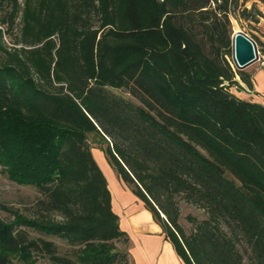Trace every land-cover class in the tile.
<instances>
[{"label":"trees","instance_id":"trees-1","mask_svg":"<svg viewBox=\"0 0 264 264\" xmlns=\"http://www.w3.org/2000/svg\"><path fill=\"white\" fill-rule=\"evenodd\" d=\"M250 1L0 0V163L43 196L0 216V264H130L91 133L186 264H264V104L231 91L254 86L232 58ZM177 196L206 212L190 233Z\"/></svg>","mask_w":264,"mask_h":264},{"label":"crops","instance_id":"crops-1","mask_svg":"<svg viewBox=\"0 0 264 264\" xmlns=\"http://www.w3.org/2000/svg\"><path fill=\"white\" fill-rule=\"evenodd\" d=\"M253 4H256L263 14L259 16V22L254 23L256 30L264 34V2L251 0L246 6L251 8ZM258 36L256 37L264 42V35L258 34ZM253 85V89H249L242 83V94L231 91L241 99L264 104V70H260L253 76ZM94 150L93 148V155L107 177L113 196V209L120 218V227L129 235V252L132 262L134 264H186L173 243L166 238L161 224L154 219L144 203L119 179L108 178L110 177L108 174L112 173L111 165L103 153L98 152L96 155ZM104 168L111 171L108 170V173Z\"/></svg>","mask_w":264,"mask_h":264},{"label":"rangeland","instance_id":"rangeland-1","mask_svg":"<svg viewBox=\"0 0 264 264\" xmlns=\"http://www.w3.org/2000/svg\"><path fill=\"white\" fill-rule=\"evenodd\" d=\"M232 23H233V33L234 31L242 30L249 35L253 34L256 35L257 37H259L258 34L262 36L264 35L261 34L258 30H256V24H254L255 22H252L250 20L242 19L239 22L237 19L232 17ZM0 28L3 29V27ZM18 30L19 29H17L16 31L17 33ZM5 41L7 42L8 45H12L13 40L11 35L6 34ZM259 41L264 44L263 41L261 40ZM260 70H264V55L261 51H260V60L254 63L253 65L249 66L247 69H245V71L251 74L252 76H254ZM242 89H243L242 87L238 88L235 86L231 88V90L234 91L235 93L239 92L241 94L243 92ZM113 91L116 92L118 95L124 96L125 98L132 99L128 93H125L121 90L114 89ZM135 102L137 103V101ZM89 141L92 147L95 149L94 152L96 153V155H98V152L103 153L105 155L104 151L102 150L103 147H105L104 146L105 144H102V140L97 134L91 133L89 135ZM110 167L112 171L108 168L107 169L110 170L112 173H109L108 170L104 168V170L109 173V174L107 173L108 176H110L108 178L110 179L114 178L115 180L119 179V181H121L122 183L123 181L119 177L117 171L114 168H112V166ZM42 198L43 196L37 190L36 187L32 185L21 184L13 180L10 177L9 173L7 172L6 168L3 166V164L0 163V216L7 224L12 223L13 220L15 219L16 214L18 213L24 214L26 216H36L38 212H40L38 203ZM176 200L180 208L179 223L183 226V228L187 233H190L193 230V223L189 221L188 217L193 216L198 219H204L207 216L206 212L203 209L188 203L182 196H177ZM162 217L165 216L162 214ZM52 218L60 219L59 216L55 214H52ZM29 233H30V238H37L42 236L41 234L32 231H29ZM44 238L49 240H54L56 243H58L60 253L62 254L71 253L70 251L72 246L67 244L66 242L58 238L49 237V236H44ZM116 244L119 250L130 253L129 245L127 246L122 241L117 242ZM129 261L130 264H134L132 262L130 254H129ZM10 264H52V263L45 256L35 255V257H32L29 260H22L20 257L14 258L11 260Z\"/></svg>","mask_w":264,"mask_h":264},{"label":"water","instance_id":"water-1","mask_svg":"<svg viewBox=\"0 0 264 264\" xmlns=\"http://www.w3.org/2000/svg\"><path fill=\"white\" fill-rule=\"evenodd\" d=\"M232 58L239 70H245L260 60L257 42L242 30L234 31L232 35Z\"/></svg>","mask_w":264,"mask_h":264}]
</instances>
